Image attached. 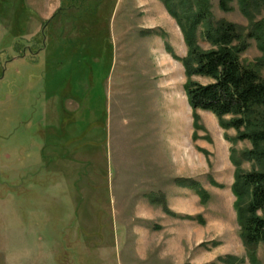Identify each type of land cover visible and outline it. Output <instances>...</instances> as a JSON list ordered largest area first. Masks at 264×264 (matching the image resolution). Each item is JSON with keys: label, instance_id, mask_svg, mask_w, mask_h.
Here are the masks:
<instances>
[{"label": "rangeland", "instance_id": "rangeland-1", "mask_svg": "<svg viewBox=\"0 0 264 264\" xmlns=\"http://www.w3.org/2000/svg\"><path fill=\"white\" fill-rule=\"evenodd\" d=\"M218 1L214 19L248 27ZM172 22L159 0H64L46 21L0 0V264H250L229 150L251 146L204 111L192 139ZM259 57L248 40L242 62Z\"/></svg>", "mask_w": 264, "mask_h": 264}, {"label": "trees", "instance_id": "trees-1", "mask_svg": "<svg viewBox=\"0 0 264 264\" xmlns=\"http://www.w3.org/2000/svg\"><path fill=\"white\" fill-rule=\"evenodd\" d=\"M167 14L174 19L186 45L183 58L176 56L170 45L164 49L173 60L182 64L185 83L183 89L192 112V139L203 130L197 111L213 114L223 130L233 129L234 139L224 136L233 144L250 143V149L239 154L230 148L229 160L234 166L231 192L233 209L239 227V236L246 248L250 264H259L255 250L264 244V18L255 21L256 14L264 10V0H219L218 6L230 11L236 2L240 13L249 20L243 27L224 19H214L209 0H159ZM200 37L210 48L202 49ZM248 40H254L261 57L252 63H243L241 55L248 49ZM195 78L207 79L202 84ZM251 168L243 170L242 163ZM182 186L194 188L202 202L208 194L196 184L185 182ZM181 186V185H180ZM167 215H172L164 208ZM233 264L237 259L228 256L220 259Z\"/></svg>", "mask_w": 264, "mask_h": 264}, {"label": "crops", "instance_id": "crops-1", "mask_svg": "<svg viewBox=\"0 0 264 264\" xmlns=\"http://www.w3.org/2000/svg\"><path fill=\"white\" fill-rule=\"evenodd\" d=\"M27 2H31V4L34 3V5L36 6L38 18L41 21H46L48 18H50V16H52L62 6V4L64 3V0H27ZM172 23L175 25V27H177L176 23L174 22ZM177 30L179 31L178 34L180 36L181 33L178 27H177ZM180 38L182 40V35L180 36Z\"/></svg>", "mask_w": 264, "mask_h": 264}, {"label": "flooded vegetation", "instance_id": "flooded-vegetation-1", "mask_svg": "<svg viewBox=\"0 0 264 264\" xmlns=\"http://www.w3.org/2000/svg\"><path fill=\"white\" fill-rule=\"evenodd\" d=\"M1 70H2V68H1ZM0 77H1V75H0Z\"/></svg>", "mask_w": 264, "mask_h": 264}]
</instances>
